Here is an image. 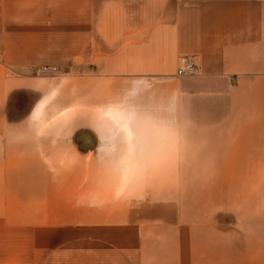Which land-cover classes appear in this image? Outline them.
Wrapping results in <instances>:
<instances>
[{"label":"crops","instance_id":"crops-1","mask_svg":"<svg viewBox=\"0 0 264 264\" xmlns=\"http://www.w3.org/2000/svg\"><path fill=\"white\" fill-rule=\"evenodd\" d=\"M185 58L198 71L178 77ZM11 123L73 126L42 170L72 173L56 186L76 207L61 216L54 196L40 264H226L222 192L185 190L162 218L160 192L144 189L161 173L219 189L225 172H264V0H0ZM112 187L131 197L98 210L97 189ZM248 233L227 264H264V223Z\"/></svg>","mask_w":264,"mask_h":264},{"label":"rangeland","instance_id":"rangeland-1","mask_svg":"<svg viewBox=\"0 0 264 264\" xmlns=\"http://www.w3.org/2000/svg\"><path fill=\"white\" fill-rule=\"evenodd\" d=\"M48 113H52L50 120H55L53 115H56V109L50 108ZM72 127L57 123H11L0 126V137L8 136V139L0 138V264H40L42 228L47 225L44 217L47 218V212L50 213V209L58 206L54 196L61 193V216L66 214L63 208L69 211L76 207L70 202L73 199L64 201L63 195L68 193L69 188L56 186L58 180L62 182L72 173L42 170L43 164L58 162V139L72 133ZM184 176V173H161V187L144 191L146 194L150 191L151 195L153 190L155 193L157 190L160 192L158 199L162 218L169 213H176L173 211L176 206L179 213L183 207L181 199L185 190L192 191L194 198L198 193L204 196L222 192L224 210L221 213L225 223L226 264L230 263L227 255L231 250L248 244L249 225L264 223V172H225V187L219 189L184 188L183 184L187 183ZM103 179L100 181L103 182ZM80 190L75 189L76 195H79ZM131 191L129 188L122 195L117 187L98 188V194L92 203L97 204V209L102 211L110 202L120 207L117 204L123 198L131 197ZM52 197L54 203H51ZM200 207H203L202 211L208 210L205 203ZM197 215L194 211L193 218ZM65 217V222L76 220L75 217ZM164 224L167 225V222ZM193 230L198 233L196 229ZM31 256L32 260H29Z\"/></svg>","mask_w":264,"mask_h":264},{"label":"built area","instance_id":"built-area-1","mask_svg":"<svg viewBox=\"0 0 264 264\" xmlns=\"http://www.w3.org/2000/svg\"><path fill=\"white\" fill-rule=\"evenodd\" d=\"M197 71H198V68L194 64V62L189 58H185L181 61V64L177 71V76L183 77V76L193 75ZM40 72L43 74H48L51 72V70L48 67H44L40 70Z\"/></svg>","mask_w":264,"mask_h":264}]
</instances>
